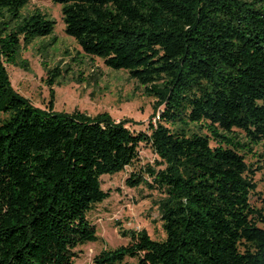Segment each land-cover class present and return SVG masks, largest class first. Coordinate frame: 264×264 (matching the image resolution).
Instances as JSON below:
<instances>
[{
	"label": "trees",
	"instance_id": "trees-1",
	"mask_svg": "<svg viewBox=\"0 0 264 264\" xmlns=\"http://www.w3.org/2000/svg\"><path fill=\"white\" fill-rule=\"evenodd\" d=\"M49 1L84 54L155 99V120L135 130L21 95L6 64L54 23L37 10L22 16L29 0H0V264H73V249L98 239L88 213L109 196L102 177L136 161L140 145L153 165L124 184L157 192L164 238L121 230L127 242L91 264H264L254 179L264 165L246 160L264 140V0Z\"/></svg>",
	"mask_w": 264,
	"mask_h": 264
},
{
	"label": "rangeland",
	"instance_id": "rangeland-1",
	"mask_svg": "<svg viewBox=\"0 0 264 264\" xmlns=\"http://www.w3.org/2000/svg\"><path fill=\"white\" fill-rule=\"evenodd\" d=\"M40 11L53 21L52 32L35 38L23 46L14 64H6L11 86L21 95L41 108L48 99L52 100V110L71 112L78 110L86 116L106 112L114 120L128 119L130 128L138 130L148 119L155 120L153 103L155 99L143 92V87L131 79L125 70L106 67L99 58L84 54L75 41L63 31L60 5L49 0H29L21 10L22 16ZM5 26L13 27L10 21ZM54 75L51 91L46 83L48 74ZM6 114L0 112V121ZM204 132V130H202ZM238 140L245 142L242 133ZM252 155L247 154V162L264 165V140L251 146ZM155 155L143 145L138 148V158L120 172L102 177L101 187L109 190V196L94 205L88 219L94 225L96 241L75 247L77 256L73 264H91L92 257L103 248H114L127 242L121 230L144 229L152 240L160 241L164 233L154 203L157 192L143 185L128 187L124 184L130 172L137 171L145 164L153 165ZM256 191L264 195V167L255 173ZM256 204L255 197L250 199ZM127 264L133 259L126 258Z\"/></svg>",
	"mask_w": 264,
	"mask_h": 264
}]
</instances>
